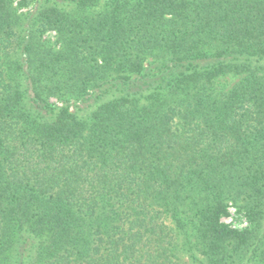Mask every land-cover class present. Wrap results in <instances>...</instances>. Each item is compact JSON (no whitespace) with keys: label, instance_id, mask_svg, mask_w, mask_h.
<instances>
[{"label":"trees","instance_id":"trees-1","mask_svg":"<svg viewBox=\"0 0 264 264\" xmlns=\"http://www.w3.org/2000/svg\"><path fill=\"white\" fill-rule=\"evenodd\" d=\"M52 1L0 0V264H264V0Z\"/></svg>","mask_w":264,"mask_h":264},{"label":"rangeland","instance_id":"rangeland-1","mask_svg":"<svg viewBox=\"0 0 264 264\" xmlns=\"http://www.w3.org/2000/svg\"><path fill=\"white\" fill-rule=\"evenodd\" d=\"M23 3V4H22ZM54 4L52 0H13V6L18 10L19 14L33 13L39 7L51 6ZM59 6V5H58ZM62 8V4H60ZM67 9H70L67 8ZM45 38L49 39L51 42L55 41L56 34L54 31H48L44 34ZM238 80V77L227 76L220 79L221 83L225 86H231L235 81ZM220 221L232 229L243 230L248 227V222L243 214L238 213L233 206H229L227 209V214L221 217ZM191 246L193 247V238H190ZM194 255H197L198 260L194 261L191 258V253L186 252L183 248L179 247L178 257L180 264H209L208 261L201 256H198L197 252L193 250Z\"/></svg>","mask_w":264,"mask_h":264}]
</instances>
